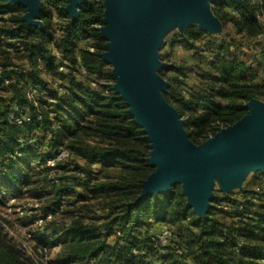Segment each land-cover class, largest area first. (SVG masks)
Returning a JSON list of instances; mask_svg holds the SVG:
<instances>
[{
	"label": "trees",
	"instance_id": "trees-1",
	"mask_svg": "<svg viewBox=\"0 0 264 264\" xmlns=\"http://www.w3.org/2000/svg\"><path fill=\"white\" fill-rule=\"evenodd\" d=\"M68 3L43 0L41 28L23 19L24 5L0 0V43L6 48L0 50L5 54L0 60V193L3 197L26 195L29 185L40 181L34 176L45 174L47 185L41 189L50 191L40 197L51 195L45 212L78 188L80 193L71 204L80 201V208L93 197L89 193L105 195L104 204L92 208L98 220L90 222L73 214L52 234H40L43 242L55 239L60 245V264H263L264 207L260 204L240 212L236 193L221 194L211 202L206 216L199 217L180 184L140 198L142 183L154 170L148 160L151 141L113 88L114 77L100 57L106 50L100 31L104 0H86L76 19L67 12ZM212 8L221 18L224 12L235 34L247 39L264 34L259 17L264 14V0H226ZM186 35L181 46L196 50L189 41L190 29ZM83 40H90V47H80ZM240 48L230 38L219 40L211 49L199 48L209 68L191 70L199 78L194 87L186 83L189 73L180 62L169 60L171 65L160 71L172 73L165 98L181 116L186 115L188 136L197 144L244 116L250 99H264V80H257L258 70L238 54ZM55 51L66 62L67 71L59 70ZM66 72L69 79L65 81L62 74ZM46 73L57 77L44 80ZM55 80L64 86L63 94L51 87ZM30 87L38 89L36 96H29ZM25 116L31 120L16 122V117ZM82 129L94 141L80 146L79 164L72 139ZM60 150L68 156L56 163L60 173L49 178L47 160ZM222 203H231L232 210H223ZM156 224L167 225L173 232L172 243L161 250L150 244ZM2 229L0 264H37ZM176 245L183 248L182 253Z\"/></svg>",
	"mask_w": 264,
	"mask_h": 264
},
{
	"label": "water",
	"instance_id": "water-1",
	"mask_svg": "<svg viewBox=\"0 0 264 264\" xmlns=\"http://www.w3.org/2000/svg\"><path fill=\"white\" fill-rule=\"evenodd\" d=\"M210 1L216 0H104L105 26L101 29L109 48L103 56L115 69L117 89L152 144L149 160L157 168L144 183L140 198L167 192L180 183L183 193L190 196L189 206L199 217L206 216L214 200L215 177L264 168L263 102L249 100L246 115L195 145L188 139L178 112L163 94L169 83L157 71L171 64L162 61L158 52L162 46L161 29L182 18L199 22L211 31L221 30L210 11ZM9 2L24 5L23 19L43 27L41 0ZM85 2L69 0L66 10L73 19Z\"/></svg>",
	"mask_w": 264,
	"mask_h": 264
},
{
	"label": "rangeland",
	"instance_id": "rangeland-1",
	"mask_svg": "<svg viewBox=\"0 0 264 264\" xmlns=\"http://www.w3.org/2000/svg\"><path fill=\"white\" fill-rule=\"evenodd\" d=\"M223 1H226V0H223ZM223 1L216 0V1L209 2L210 11L213 14V16L216 18L218 24L221 26V30L219 31L217 29L215 31L205 29L202 27V25L199 22L189 21L187 19H182V18H177L167 23L163 27V29H161L160 31L161 36H162V46L158 49V52L160 54L161 60L167 63H170L169 61L165 59L164 54L161 53V50L164 48V45H166L167 43H170L171 45L179 44L181 47V51L180 52L176 51L173 57H171L172 59L171 61L180 62L187 67L186 70L189 74L187 76L186 83L188 84V86H192V87L197 86L199 82L198 76L192 73L193 70L197 69L200 71H207L209 68L208 63L204 61L203 56L199 52V48L204 49L205 46H208L211 49L214 43L218 42L219 40L223 38H228V39L230 38L233 41H235L237 44H240L241 48L239 49L238 54L242 56V58L247 60L248 63L253 68L258 70L259 77L257 80L258 81L264 80V59H262L264 58V56L262 57L261 55L264 52V34L260 37L250 38V39H247L240 35L235 34L233 25L231 21L228 20V17H226L224 12L221 11V16L223 17L221 18L218 14L214 12L212 8L214 3L223 2ZM232 1L236 3L238 2L237 0H232ZM41 2H42V9H43V0H41ZM226 10L227 12H230L231 15H236V12L233 8H228ZM259 17H260L261 22L264 24V14L262 13V15H260ZM104 26H105V22L100 27V31L102 27ZM189 29L191 30V33H192V38H189V41H191L194 44V47H196V50H188L184 48L183 46H181L180 42H182V39L185 36H187L186 33ZM107 43H108V40L106 39V50L100 54V57L107 64V66L109 67L114 77L113 88L122 97V94L117 89L118 77L116 76L115 69L111 63L107 62L104 59V56H103L104 53L109 51V48H107ZM79 44H80V47L84 45L90 47L91 43H90V40H83ZM3 49L6 50V48L4 47V43L2 42V44L0 43V50H3ZM185 50L187 51L186 54L183 53V51ZM253 50H255L256 52H254ZM255 54L257 56L260 55V57L262 58L259 57L260 59H258V57H256ZM4 56L5 54H1V51H0V60H3ZM259 61L260 63L258 64ZM162 69L157 71V74L161 77V79L164 82H167L170 85V80L168 79V77H170L172 73H168L167 75H162L160 73ZM52 77H57V76H55L54 74L52 75L50 73H46L43 75L42 78L44 80L50 81ZM62 78L65 81L69 79L68 73L67 72L63 73ZM81 79L83 80V75H80V81ZM168 89H169V86H168ZM163 94L165 97L166 92H163ZM123 99L125 100V98ZM255 99L264 103V99H261V98H255ZM125 102H126V105L128 106V111H129L130 106L127 104L126 100ZM171 105L176 109V111L178 112L180 116V119L183 121L184 128L187 133L188 139L191 142H193L195 145H198L197 143L192 141L188 136V129L185 126L186 115L181 116L179 110L173 104ZM132 116L134 117V121L136 122L135 116L134 115ZM140 127L144 131V128L142 126ZM226 127H223V128H226ZM213 136L208 137L201 143L205 142L206 140H208L209 138ZM93 141H94V138L90 134H86L83 131V129L78 132L77 136L74 139H72V142H73L72 146L74 147L73 151H74V155L76 156L75 162H78L80 164V146H83L85 144H93ZM151 151H152V144H151ZM151 151H150V154H151ZM149 157L150 155L148 156V160H149ZM49 158L52 159L51 157ZM49 158L47 160V168H49L48 175H49V178H53L60 172L57 169L56 165L53 166L52 164L48 163L50 160ZM149 162L152 166H154V170L152 171V173H154L157 166L153 165L150 160ZM256 174L257 176H255ZM44 175L45 174L34 176V179L40 180V181H36V183L29 185L28 189L30 191H26L27 192L26 195H21L18 198L11 196V195H8L7 197H3L4 194L0 193V227L3 228L2 231L9 238H12L14 243L18 247H20L26 254H28V256H30L35 263L37 264H60L59 263L60 262L59 261L60 251H61L60 245L55 242V239H51L49 243L43 242V240H41L42 237L40 236V234H44V233L48 235L50 233L52 234L55 228L59 226H63L65 220L68 217L72 216L73 214H77L79 217L81 214L83 217L86 218V220H89L90 222H92L93 220L94 221L98 220L99 218L94 215L92 208H94V206L98 205L99 203L104 204V201H106V198H105V195H100V194L98 195V193L96 192L89 193L93 197L91 198L89 203H86L84 207L80 208V201H78L77 203H74L73 205L71 204L80 193V188H78L76 192L65 197V199L61 202V204L52 205V207L50 208V211L45 212L44 207L47 203L51 202L50 200L51 195H48L46 198L40 197V196H43L45 192L50 191L49 188L41 189L42 187L47 185L48 178L46 179ZM149 176L142 183V191L144 188V183L147 181ZM214 180H215V183H214V188L212 192L214 194V200H215L216 197L221 194L226 195V194H231V193L235 194L239 192H244L247 190L249 186H252L258 182L261 183V181L264 180V168H260L257 170L245 169L239 172H235L231 177L217 176L215 177ZM180 185L182 186V184ZM222 188L228 189L229 191H224L222 190ZM182 193H183V188H182ZM184 195L188 203L190 196L188 194H184ZM195 214L197 215V213ZM159 229L160 227L158 228L157 226L156 230H154L153 233L157 232Z\"/></svg>",
	"mask_w": 264,
	"mask_h": 264
},
{
	"label": "built area",
	"instance_id": "built-area-1",
	"mask_svg": "<svg viewBox=\"0 0 264 264\" xmlns=\"http://www.w3.org/2000/svg\"><path fill=\"white\" fill-rule=\"evenodd\" d=\"M204 53L208 55L206 51H204ZM54 55L57 61L60 63L59 70L63 72L67 71L68 67L66 65V62L62 61L61 54L58 51H55ZM1 71H2V67L0 66V73ZM6 83H8V81H6ZM51 87H53L58 92V94H63L65 92L64 86L61 84V81L59 80L53 81ZM28 94L29 96L34 97L38 94V89L30 87ZM30 120H31L30 116H25L22 118L16 117V122H18L19 124H22L23 122H28ZM67 156H68V152L66 150H60L55 157L49 160L48 163L54 166L59 160L65 159ZM263 192H264V180L261 181V183L258 182L252 186H249L247 190L244 192L236 193L235 199L238 202L236 209L240 212L245 211L248 205L250 204L251 205L260 204L262 207H264ZM220 207L223 210L229 211L232 210L233 205L231 203H222ZM247 215L250 217L251 213H248ZM172 237H173V232L171 227L167 225H162L157 232L151 234L150 244L153 248L161 250L172 243ZM175 248L179 253L183 252V248L181 246L176 245ZM136 252L137 250H134V253ZM262 262L264 263V260H262ZM149 264H158V262L151 261Z\"/></svg>",
	"mask_w": 264,
	"mask_h": 264
},
{
	"label": "crops",
	"instance_id": "crops-1",
	"mask_svg": "<svg viewBox=\"0 0 264 264\" xmlns=\"http://www.w3.org/2000/svg\"><path fill=\"white\" fill-rule=\"evenodd\" d=\"M177 52L181 51V47L179 44H170L167 43L166 45H164V48L161 50V53L164 54V57L167 61L172 60L171 57H173V55ZM190 52V51H189ZM183 53H187V51H183ZM157 225V224H156ZM158 228L162 226V224H158L157 225Z\"/></svg>",
	"mask_w": 264,
	"mask_h": 264
}]
</instances>
